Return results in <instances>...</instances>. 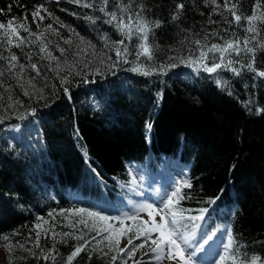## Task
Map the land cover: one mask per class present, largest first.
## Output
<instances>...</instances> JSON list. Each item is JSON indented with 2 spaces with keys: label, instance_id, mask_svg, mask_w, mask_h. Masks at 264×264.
Wrapping results in <instances>:
<instances>
[{
  "label": "trees",
  "instance_id": "16d2710c",
  "mask_svg": "<svg viewBox=\"0 0 264 264\" xmlns=\"http://www.w3.org/2000/svg\"><path fill=\"white\" fill-rule=\"evenodd\" d=\"M85 2L93 7L69 0H0L4 10L0 22L26 13L31 31L44 33L37 40L21 31L31 43L11 48L25 65L21 80L7 72V62L0 60V71L5 72L0 76L4 85L0 87V236L8 235L11 243L23 246L13 249L12 264H66L67 256L86 241L88 248L72 264H113L110 257L115 253L108 251L107 241L98 243L106 233L97 236L90 230V219L86 228L79 223L81 217L65 211L74 208L64 205L62 192L65 188L97 190L90 182L95 180L112 197L126 178L125 162L143 158L149 143L155 151L181 153L191 163L192 188L183 191L190 198L179 205L186 212H196L219 195L227 202H238L235 242L244 245L241 253L259 255L264 264V78L246 68L240 75L225 70L210 74L181 62L199 56L196 40L209 46L223 43L220 37L232 38V31L243 37V29L234 25L229 29L204 0H131L133 11L142 4L147 19L161 22L149 36L153 58L148 60L137 57L138 36L125 39L105 23L108 17L98 10L100 0ZM119 3L109 0L108 11L119 15ZM179 3L185 8L174 20ZM253 3L241 0L245 14L251 13ZM9 4L13 5L11 12L7 11ZM38 5L47 9L41 12L44 20L39 29L32 18ZM210 19L217 23H209ZM49 24L54 31L45 32ZM214 32L218 35H210ZM122 39L124 44L119 45ZM41 44L54 60L40 52ZM6 47L0 43V55L5 57L9 55ZM116 47L128 49V63L117 62ZM213 57L218 60L219 54L209 53V64ZM33 63L39 75L31 69ZM114 63L117 66L110 67ZM172 64L176 66L159 70L161 65ZM134 66L142 71H131ZM256 66L264 70V52L257 54ZM143 70L150 74L144 75ZM180 70L192 80L181 78ZM63 79L67 82L62 83ZM85 80L92 83L85 84ZM65 169L72 172L65 173ZM76 179L81 184H74ZM142 242L134 240V244ZM5 243L0 240V264H9ZM126 244L127 239H122L121 247ZM53 246L55 261L43 259ZM148 247L132 259L125 254L123 260L155 264L151 252L145 255ZM123 260L118 258L115 264Z\"/></svg>",
  "mask_w": 264,
  "mask_h": 264
},
{
  "label": "snow or ice",
  "instance_id": "6c2138e0",
  "mask_svg": "<svg viewBox=\"0 0 264 264\" xmlns=\"http://www.w3.org/2000/svg\"><path fill=\"white\" fill-rule=\"evenodd\" d=\"M18 2V0H17ZM71 3H76L85 8L93 7L92 3L85 2V0H69ZM206 5L213 6V14L221 15L223 21L228 25V28H232L233 25L235 28H242L245 35L243 37L238 36L235 31L230 33L232 38L220 37L223 40V43H212L210 46L205 43L201 45L200 40H196L195 43L198 47L201 48L199 51V56L196 58L189 57L186 60L182 59V63H185L188 66L193 67L196 71H205L210 74L217 73L219 70L231 71L235 75H240L242 69H247L250 72L255 73L256 76L264 78V70H258L257 68V54L264 52V0H254L252 5V10L250 14H245L241 8V0H223V4L218 3V0H204ZM109 0H100V6L98 10L103 13L107 20L105 23L113 25L116 30L123 36L125 39L131 40L135 35L138 36L141 40V43L138 46L137 57L140 56L146 57L148 60L153 58V49L149 44V36L155 28L160 27L161 22L159 20H149L144 15V6L142 4L137 5L138 11H133V5L131 0L128 3H124L121 0V3L117 5L119 9V15L116 11H108ZM12 4L7 6V11L11 12ZM20 7H24L20 5ZM185 8L184 3H179L176 5V13L173 14V19L178 18V13ZM4 10L0 9V13ZM47 12V9L43 5H38L35 7V10L32 12L33 22L37 23V28L39 29L44 17L41 15V12ZM228 13L229 15H224ZM92 22L94 21L93 17H86ZM55 19V18H54ZM59 23V21L57 20ZM209 23H217V21L209 20ZM61 27L64 25L61 24ZM23 31L28 34V36H35L37 40H42L44 37L43 32L33 33L27 24V14L21 18L12 17L6 22H0V35H2L3 40H0V43L6 44V50L9 52L7 57L0 55V60H5L7 62L6 71L14 73L15 78L19 81L23 78L25 65L19 62L17 55L11 53L12 47L20 48L26 42L31 43L27 40V37L21 36L20 32ZM47 31H54L52 25H47L44 29ZM227 31V29H225ZM210 35H218V33H211ZM208 36L204 37V40L207 41ZM65 43H71V41H65ZM119 45L124 44V40H120ZM206 49V50H205ZM63 55L64 49H59ZM40 52H47V58L49 60H54L55 57L52 56L47 50L45 44H41ZM117 62L121 60L124 63H128L126 56L128 55V49L116 47L115 48ZM209 53L219 54V59L213 57L211 64H209ZM233 57L240 58L234 59ZM247 57V60L243 59ZM28 59L31 60V55H28ZM239 64V67L235 65ZM117 65L114 63L110 67L114 68ZM175 64L172 65H161L160 71L163 72L167 67H175ZM31 69L39 75V68L36 64H30ZM19 68L17 72L16 69ZM59 68V65H57ZM131 71L140 72L142 71L141 67H133ZM144 75H149L150 70H143ZM5 75L4 71H0V76ZM66 79L62 80V83H66ZM31 85L32 81H27ZM219 84L220 81H217ZM0 87H4L3 84H0ZM23 87V84H21ZM68 89L65 88V92ZM28 92L25 91V95ZM31 114H34V110ZM23 118V117H22ZM146 127L151 130L152 125L148 124ZM191 189L192 184L189 181H183L179 184H176L174 190L165 193L160 201L159 205L154 206L152 203H144L137 206L133 214L124 213L123 215L110 216L104 215L99 211H92L86 207L74 208L70 211L71 214L81 217L79 223L83 224L86 228H89L88 220L92 221L90 230L95 231L97 236L103 235V240L98 242L107 241V248L109 252H114L115 255L110 257L113 264L118 258L123 260V256L126 254L129 259H132L138 250L145 249L148 245V250L145 252V255L148 252H151L154 255L156 261H162L167 259L168 261L175 262V264H198L194 259L197 252L204 250L205 245H208L210 241L217 235L216 232L203 235L201 241L193 246L191 240L194 239L195 229L198 227L197 221H203L205 218V213L207 209H200L197 215H185L184 208L180 207V201L183 199H188L190 196L187 193L183 192V189ZM214 203V201H210ZM141 212H146L148 215L147 220L139 219V214ZM64 213L61 212V215ZM51 216L52 213H49ZM159 217V222L157 221ZM87 218V219H85ZM110 221H116L119 224L117 227L115 224L110 223ZM126 221H131L130 226H125ZM46 223V221H45ZM189 226L193 229L191 234L187 233ZM40 225H37L39 228ZM131 234V235H130ZM15 235V233H13ZM62 236H68L69 233H62ZM227 242L222 244V254L219 255L218 260L214 261V264H261V257L259 255H252L249 257L247 253H241V249L244 247L243 244H236L235 239L231 233V230H228L226 233ZM55 238V234H53ZM127 239V244L124 247H121L122 239ZM39 239L40 234L37 233L36 236V247L39 248ZM77 239H83V237H77ZM95 239V237H93ZM142 243L134 244V240H141ZM0 240L5 241L3 245L8 251V260L9 264H12V251L16 247H23L22 245H14L11 243V238L8 235L0 236ZM90 242L86 241L83 244H78L74 250L67 256L66 264H72V261L80 255L82 251H85ZM190 249V251H188ZM96 248H93L92 251H96ZM30 254L31 250H28ZM55 251V246L52 250L44 253L43 259H51L55 261V256L52 255V252ZM91 258V257H89ZM123 264H127L126 260H123ZM139 264V262H137Z\"/></svg>",
  "mask_w": 264,
  "mask_h": 264
},
{
  "label": "bare ground",
  "instance_id": "6f19581e",
  "mask_svg": "<svg viewBox=\"0 0 264 264\" xmlns=\"http://www.w3.org/2000/svg\"><path fill=\"white\" fill-rule=\"evenodd\" d=\"M237 65L239 66V64H237ZM84 83H85V84H91L92 81L85 80ZM159 85H160V83L157 84V86H159ZM94 168H96L97 171H99V172H101V170H102V168H101L98 164H94ZM64 172H65V173H67V172L71 173L72 170H70V169H69V170L65 169ZM77 179H78V177H77ZM77 179H76V180H73L74 184H76V183L81 184V182H79ZM84 180H85V182L88 181V179L86 178V176H84ZM62 197H63V196H62Z\"/></svg>",
  "mask_w": 264,
  "mask_h": 264
},
{
  "label": "rangeland",
  "instance_id": "374dc122",
  "mask_svg": "<svg viewBox=\"0 0 264 264\" xmlns=\"http://www.w3.org/2000/svg\"><path fill=\"white\" fill-rule=\"evenodd\" d=\"M143 215H144L146 218L148 217V215H147L146 212H143ZM156 219H157V221L159 222V218L157 217ZM160 264H175V262L168 261L167 259H164L163 262H160Z\"/></svg>",
  "mask_w": 264,
  "mask_h": 264
}]
</instances>
